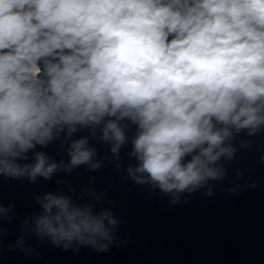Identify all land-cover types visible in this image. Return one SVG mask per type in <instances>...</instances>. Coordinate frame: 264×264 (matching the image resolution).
Returning a JSON list of instances; mask_svg holds the SVG:
<instances>
[{
    "label": "clouds",
    "instance_id": "9594fccd",
    "mask_svg": "<svg viewBox=\"0 0 264 264\" xmlns=\"http://www.w3.org/2000/svg\"><path fill=\"white\" fill-rule=\"evenodd\" d=\"M241 132H264V0H0V176L34 184L114 159L176 205L214 194ZM55 142L67 161L38 150ZM56 183L72 195L34 193L22 230L65 250L119 243L95 177L76 199Z\"/></svg>",
    "mask_w": 264,
    "mask_h": 264
},
{
    "label": "water",
    "instance_id": "95a60500",
    "mask_svg": "<svg viewBox=\"0 0 264 264\" xmlns=\"http://www.w3.org/2000/svg\"><path fill=\"white\" fill-rule=\"evenodd\" d=\"M248 140L251 147L241 148V141ZM91 142L97 147L98 158H111L107 145ZM57 144L38 150L57 162L67 161L66 150L61 151ZM233 145L237 152L233 160L225 162L224 180L211 182L216 185L214 194L204 195L207 189L183 194L176 205L170 203L169 196L159 191L149 195L147 185L124 179L123 169L115 168L114 159L96 171L81 166L71 175L60 172L51 180L38 178L34 184L0 176V207L11 206L7 213L11 219L0 217V264H264V132L254 137L241 132ZM129 150L130 145L121 150L124 167ZM237 171L241 175L237 176ZM91 177H95V189L105 194L103 207H111L118 219V244L96 251L91 246L77 250L74 242L65 250L22 230L23 220L39 210L34 193L63 188L65 194L72 195L65 185L56 183L64 178L76 190V199ZM229 188L237 190L229 192ZM20 238L22 247L17 246Z\"/></svg>",
    "mask_w": 264,
    "mask_h": 264
}]
</instances>
